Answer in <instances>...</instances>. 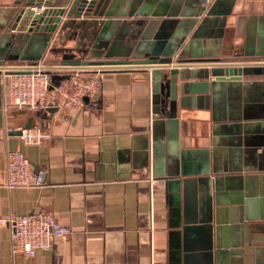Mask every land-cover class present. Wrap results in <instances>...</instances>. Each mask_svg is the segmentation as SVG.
<instances>
[{"label": "crops", "instance_id": "crops-1", "mask_svg": "<svg viewBox=\"0 0 264 264\" xmlns=\"http://www.w3.org/2000/svg\"><path fill=\"white\" fill-rule=\"evenodd\" d=\"M176 4L173 0L168 10ZM159 5L155 0L148 10L158 12ZM203 5L202 0H182L176 10L198 14ZM211 10H220L226 19L220 42L201 37L191 53L178 51L169 64L189 75L178 74V83L190 87L187 93L178 88L179 99L189 98L178 111L184 164L155 162L153 123L163 116L153 102L152 81L139 78L145 65L117 63L132 56L91 53L93 42L87 39L79 48L72 29L56 31L40 60L24 50L18 58L0 53V264H218L216 224L208 215L217 206L216 180L223 200L230 201L234 191L246 199L250 192L256 218L248 221L249 235H240L244 264H264V72L244 76L250 83L239 94L219 89L214 98L200 86L213 80L205 75L214 64L264 68V0H214L199 21ZM209 25L203 32L214 30ZM206 51L202 58L178 61ZM96 61L103 63H90ZM38 64L54 85L82 73L100 76L99 87L73 109L6 107V72ZM214 107L217 122L209 119ZM28 123L48 130L49 140L25 142L15 130ZM215 124L221 127L216 135ZM9 150L22 152L35 170L44 169V184L9 188ZM41 210L53 211L71 233L33 257L14 254L11 228L2 218Z\"/></svg>", "mask_w": 264, "mask_h": 264}, {"label": "water", "instance_id": "water-1", "mask_svg": "<svg viewBox=\"0 0 264 264\" xmlns=\"http://www.w3.org/2000/svg\"><path fill=\"white\" fill-rule=\"evenodd\" d=\"M172 1L160 0L159 11L151 13L148 9L154 7L155 0H0V31L5 30L0 43L1 57L8 54L9 57L17 55L18 58L24 50L27 57L40 60L54 33L68 29L74 30V35L79 37V48L82 47V40L87 39L93 42L89 50L91 53H104L110 57L120 52L128 57L132 56V59L127 58L117 63L145 65L140 68L143 72L139 78L152 81L153 102L163 116L153 123L155 162L163 164L166 161L169 165H177L179 161H183L184 164L185 155L179 148L178 111L180 105L182 109L187 107L189 98L179 99L178 88L180 86L181 92L187 93L190 87L188 83H178V74L182 78H188L189 75L187 71H180L169 64L178 51L191 53L190 49L201 43V37L217 38L214 41L220 42L226 19L221 16L220 10H211L199 21L200 12L207 9L205 0H202L204 5L198 14L176 10L182 0H177L176 9L169 11ZM150 16L157 18L147 20ZM208 23L214 30L203 32ZM196 25L198 28L188 38ZM205 53L207 51L198 56L189 55V58L179 57L178 61L202 58L207 56ZM165 68H170V73L165 72ZM261 72H264V68L251 64H214L205 75L207 79L214 77L213 80L203 82L200 86H203V91L210 89L214 98L219 89L223 93L226 89L229 93L239 94L241 88L250 83L244 80V76ZM211 117L214 122L220 120L215 107L209 119ZM32 126V123H28L24 128ZM220 128L215 124V135L219 134ZM15 131L22 133L21 128ZM218 171L215 167L214 172ZM248 192L246 199L243 198L242 191H234L229 193L230 201L223 200L220 180H216L217 206L211 208L208 215L216 224L218 264L245 263V250L242 248L240 235L242 232L245 237L249 235L251 224L248 221L256 218L252 215L249 204L251 195ZM261 199V219H264V188ZM228 212L232 213L230 219L227 217Z\"/></svg>", "mask_w": 264, "mask_h": 264}, {"label": "built area", "instance_id": "built-area-1", "mask_svg": "<svg viewBox=\"0 0 264 264\" xmlns=\"http://www.w3.org/2000/svg\"><path fill=\"white\" fill-rule=\"evenodd\" d=\"M214 0H205L209 5ZM6 77V107L41 109L57 107L73 109L80 106L85 95L92 94L98 87L100 76L72 74L59 84H53L48 71L39 64L21 71H8ZM21 137L27 143H43L51 133L41 126L21 128ZM6 185L38 187L44 184L46 171L35 170L28 157L17 150L7 152ZM2 223L11 228L12 251L14 254L33 257L39 249H50L54 243L65 239L71 227L60 221L50 210L28 214L11 213L2 218Z\"/></svg>", "mask_w": 264, "mask_h": 264}]
</instances>
